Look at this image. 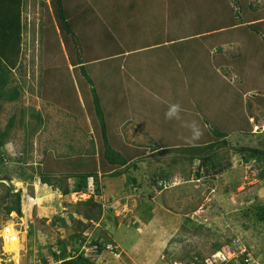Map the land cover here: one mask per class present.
I'll use <instances>...</instances> for the list:
<instances>
[{
  "label": "rangeland",
  "instance_id": "374dc122",
  "mask_svg": "<svg viewBox=\"0 0 264 264\" xmlns=\"http://www.w3.org/2000/svg\"><path fill=\"white\" fill-rule=\"evenodd\" d=\"M25 1L8 83L20 95L2 102L0 111L1 131L13 118L0 150V264H54L52 254L63 243L84 250L95 264H175L205 256L231 239L263 260L264 219L252 206H264V160L250 157L249 149L264 153V34L251 39L254 50L239 0H192L171 7L164 22L166 12H159L160 19L137 30L128 47L157 41L163 31L190 40L171 48L170 55L168 47L156 46L135 53L129 65L91 67L90 76L110 85L99 90L103 104L117 110L114 133L124 147L114 149L139 155L119 176L98 173L97 183L87 178L79 191L65 196L41 183L38 172L55 158L96 152V136L86 115L76 113L57 86L52 89L51 73L61 78L68 71L66 55L60 38L55 48L45 49L44 2ZM247 3L264 9V0ZM126 32L123 44L131 30ZM183 46L193 49L184 69L177 63L185 58ZM172 104L180 105L179 119L165 117ZM236 122L241 130L234 125L224 139L201 144L214 123L233 129ZM171 143L177 146H165ZM206 156L210 159L203 163ZM75 179H69L73 190L80 182ZM7 190L22 197V213L6 212ZM90 198L101 206L97 221L80 212L92 205L86 203ZM94 239L105 242L103 251H96Z\"/></svg>",
  "mask_w": 264,
  "mask_h": 264
},
{
  "label": "trees",
  "instance_id": "16d2710c",
  "mask_svg": "<svg viewBox=\"0 0 264 264\" xmlns=\"http://www.w3.org/2000/svg\"><path fill=\"white\" fill-rule=\"evenodd\" d=\"M247 1L248 0H243L241 2V0H239L238 7L243 10L245 27L248 26L249 28V44L253 45L255 50L256 47L252 42L254 40L258 41L259 38H257V36L259 32L264 34V9H254ZM23 3L24 0H0V111L2 102L15 101L20 95L19 90L17 88H10L8 83L10 82V73L12 69L16 67L19 44L21 43V36L23 33V24L21 22ZM51 4L55 24L59 32H57L54 23L48 19L49 25L47 24L48 26H45L41 30L42 38H44L43 42L46 44L45 49L50 50L51 46L52 48L56 47L57 38H60V51L66 55V67L68 71L63 74L61 78H56V76L51 73L50 77L53 80L51 79L52 81L50 80L49 83L52 89L57 86L61 98L71 102L74 106V110L76 109V113L79 115L84 113L86 115L91 125L90 129L92 130V127L94 129L97 143L96 152L93 151L89 156L87 154L86 157L79 155L74 158L70 156L66 158H55L51 163L46 162L44 170L38 172L41 183L46 184L51 189H57L62 196H65L73 191H79L84 183L81 181H85L87 178H92L93 181L97 183L98 173H101V175L109 174L112 176H119L128 162L139 155L134 149H130L131 152L130 150L128 151V149H122V152L114 149V145L124 147L119 136H115L114 133L115 124L112 118L117 110L112 108V106L103 104V95L102 92H100L102 90H99V87L110 88V85L105 79H100L99 75L96 77L98 79H96L95 76H90V72L93 68L92 66L96 65L97 62L106 63L108 67L113 69L120 64L129 65L130 57H133L137 51L147 46L138 43L134 47H128L132 45L131 40H127L124 45H121L118 43L116 37H111L110 40L105 38L102 39V37L96 34V30L92 29L91 22L84 18L85 13L79 11L81 15L79 16V13H72L66 10L61 4V0H53ZM231 22L233 21L231 20ZM204 36L206 35H203V37ZM181 38L182 39L173 37L168 31H163V36L155 38L157 41H154V44L157 45L160 43L162 47L169 45V50L167 51L168 55H170L169 51L171 48L188 41L187 39L184 40L183 37ZM251 39H253V41H251ZM110 42L114 43L113 47H110ZM184 48H181L177 52V55L180 54L181 50ZM261 51L262 61L264 62V49ZM184 52L185 58L179 59V62H177L182 66V69L185 68L186 54H188L187 58H189L193 53V49L185 48ZM236 59L237 57H234V61ZM102 69L103 68L100 69V72ZM93 70H95V68H93ZM105 84H107V86ZM60 95H58V97H60ZM224 124L230 123H222L221 125L214 123L213 129L209 131L211 137H209L205 143L201 144L207 145L224 139L227 135L236 130L234 125L238 127L237 131L241 130L237 122L233 124V127L231 125L233 129H225V127H230ZM12 127L13 118L9 119L2 131L0 130V150L6 143ZM119 140L120 142L118 143ZM165 146L175 147L177 144L171 143ZM249 155L252 158L264 160V153H261L257 149H249ZM209 159L210 156H206L202 159V162L205 163V161ZM133 167H136L135 164ZM71 177L80 180V182H78L79 180L75 179L78 184L74 190L69 184V179ZM4 197L6 199L11 198V205L5 208L7 213L11 211L22 213L23 207L21 205L23 202L19 194H14L7 190ZM86 203L92 205H87L83 210H80L82 213L81 215L88 220L92 219L97 221L95 217L100 214L101 206L93 203L91 198L87 200ZM252 207L254 211H256V214L264 219V206ZM78 242L79 245L85 243L81 239H78ZM92 243L97 252L103 251L104 246H106L105 242H99L96 239H94ZM61 246L62 248L57 249L59 250L58 254L56 252L52 254L54 264L58 262L59 264H95L91 260L88 261L87 257L84 256V250L78 251V247L73 250L68 249L66 243L61 244ZM220 246L219 244H215L214 248L217 249ZM95 249L91 251L94 252ZM72 252H75V254ZM43 264H46L44 260Z\"/></svg>",
  "mask_w": 264,
  "mask_h": 264
},
{
  "label": "crops",
  "instance_id": "0c3cea01",
  "mask_svg": "<svg viewBox=\"0 0 264 264\" xmlns=\"http://www.w3.org/2000/svg\"><path fill=\"white\" fill-rule=\"evenodd\" d=\"M42 1L44 2L45 9L47 8L48 10L44 12L46 16L45 20L48 22V19H50L54 23L57 32H59L52 13L51 3L53 0ZM24 2L26 1L24 0ZM185 3L192 4V0H61V4L66 10H69L72 13H79V11L85 13L84 18L91 22L92 29L96 30V34L99 37L109 40L111 37H116L118 43L121 45H124L122 38L127 35L126 30H131V33L127 38V40H130V38L137 33V30H147V28H151L149 24L153 21V18L160 19V17L157 16L159 12H166L163 15L162 21H168L170 17L168 12L172 10L171 7L181 8ZM162 7H164V9ZM159 8L161 10H159ZM23 11L24 9L22 8L21 22L23 21ZM124 12H129L127 18H125ZM79 16H81L80 13ZM172 18L175 19V17ZM191 37L192 36H190V38ZM178 38L182 39L181 37ZM183 38L184 40H190L188 39V36H184ZM221 44L222 43H219L218 45L220 46ZM144 45L147 47L141 48L140 51H137V55L143 52H148L147 49H151L149 46L154 45L152 47H156L161 46L162 44L159 43L156 45L154 42L146 40ZM113 46L114 43L110 42V47ZM168 46L169 45H166V47ZM153 49L155 50L156 48ZM144 57L146 58L147 55Z\"/></svg>",
  "mask_w": 264,
  "mask_h": 264
},
{
  "label": "built area",
  "instance_id": "2783aa9c",
  "mask_svg": "<svg viewBox=\"0 0 264 264\" xmlns=\"http://www.w3.org/2000/svg\"><path fill=\"white\" fill-rule=\"evenodd\" d=\"M107 247L112 249L110 246ZM175 264H264V259L255 258L238 239H231L228 243L214 249L205 256H195L187 261L176 262Z\"/></svg>",
  "mask_w": 264,
  "mask_h": 264
},
{
  "label": "clouds",
  "instance_id": "9594fccd",
  "mask_svg": "<svg viewBox=\"0 0 264 264\" xmlns=\"http://www.w3.org/2000/svg\"><path fill=\"white\" fill-rule=\"evenodd\" d=\"M179 113H180V105L179 104H172L171 106H169V108L165 112V117H166V119H179ZM191 127H192L193 137L198 138L201 135L199 129L195 125H192ZM108 249H110V248H108ZM112 249H114V248H112ZM89 250L90 251H88V252L92 253L91 250H93V249H89ZM55 252L58 254L59 250H55ZM84 256H86L88 258V256L86 254H84Z\"/></svg>",
  "mask_w": 264,
  "mask_h": 264
}]
</instances>
